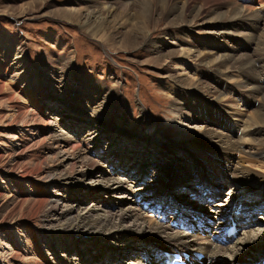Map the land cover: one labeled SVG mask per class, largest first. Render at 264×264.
Segmentation results:
<instances>
[{
  "label": "rangeland",
  "instance_id": "rangeland-1",
  "mask_svg": "<svg viewBox=\"0 0 264 264\" xmlns=\"http://www.w3.org/2000/svg\"><path fill=\"white\" fill-rule=\"evenodd\" d=\"M95 1L100 3V0H0V67L9 70L6 77L0 70V79H4V81H0V154H3L0 161V264H46L45 260L54 264L59 261L63 264V260L73 257L74 253L85 254L87 251L86 239L82 235L75 234L74 236L71 235L72 237L65 236V238L58 236L57 229L63 226V222L55 219L49 221L47 218L48 203L45 201L49 198L67 197L73 193L69 188L60 187L62 183L60 178L49 177L54 163L52 161L53 157L50 156L52 152H50L49 145L52 134L45 131L48 128L42 129L43 126H48L58 132L62 130L75 131L78 127L77 124H80V121L75 119L82 118V114L69 110L68 107L71 104L80 106L85 95L93 93L98 98L97 103L100 104L91 105L92 111H98L101 105H106L107 110L117 114L114 118L116 125L111 126L113 131L110 134L112 136L105 137L103 140V150L107 147L111 148L109 144L118 141L117 139L120 138L118 133L124 135L122 137L124 138L122 140L124 144L134 145L135 142L128 140V138L135 137L132 135L135 134L138 128L141 114H146L155 123L156 129L160 128L161 136L165 141H171L178 139L182 126L185 128H203L204 121H207L208 117L203 111L197 110L195 104H193L195 99L201 98L211 107L216 105L200 92H189L188 97H192V99L188 100L187 105L182 101L184 111L187 113L192 110L198 111L201 117H199V120L195 118L193 121L180 123L175 120L176 112L173 110L176 97L170 94L169 89L173 88L174 91L179 92L182 83L187 86L194 85L179 81L177 75L182 73V70L177 67L175 58L179 55V49L183 47H191L196 51L205 52L209 49L208 42L213 39L217 40L215 36H217L219 29L217 28L218 22L215 20L222 9L219 10L216 6L212 9L210 7L206 14V9L200 10V4L198 6L191 5L190 9L187 8L186 10L188 15H192L186 17L185 23H181L182 12L185 9L183 5L186 0H175L173 2H169V0H129L127 4L118 9L116 8L113 16L105 24L104 28L111 34V38L104 43L98 37L91 35V31L99 25V22L93 21V24L89 25L84 23L87 10L92 11L99 8L95 6ZM179 1L182 3H179ZM87 6L89 7L87 8ZM156 9L158 11H155ZM224 10L229 15H231V12L233 14L232 9H229V7H225ZM63 13H66V15ZM197 13L199 17L194 21L193 17ZM249 17L252 16L246 18L247 22H249ZM243 21L241 23L238 21V24L231 27L232 30L229 28V31L234 34L243 31L241 26L248 25L247 22L243 23ZM145 23L150 26L152 34L147 35L142 40V30L138 33L134 31L128 37L130 43L125 44L123 42L124 32L129 29L133 31L132 28L144 27ZM259 31L262 32L263 29L261 28ZM150 39L154 40V44L164 46L165 49H162L164 55L172 51L174 57L168 59L156 56L154 51L147 50L146 43ZM128 40L126 41L128 42ZM189 40L194 41L195 44ZM233 40L227 41L226 45L228 47L234 45ZM164 42L168 45L163 44ZM235 42L239 44L238 48L241 52L248 50L245 48L247 42L244 40L236 39ZM171 43L175 44L171 45ZM249 50H251V47ZM240 53L237 56L242 54ZM218 56L216 55L214 58L216 59ZM189 67L190 76L194 74L196 76L216 75V73L210 72L211 70L206 64L200 66L199 64H190ZM12 74L20 77L19 88L27 81L40 89L44 86L43 90H46L45 95H43L44 98H41L39 94L37 95L38 106H34L27 95L21 94L18 87L17 89L12 83H8L9 76ZM216 85H219L222 91H225L223 83H216ZM206 87H208L206 84L200 87L205 95L208 93ZM12 97L14 99H11ZM252 103L254 102L252 101ZM19 105L22 107V112L18 111L17 108H12ZM40 107H43L44 110L41 111ZM257 107L256 104L255 108L252 109ZM19 116L22 118L20 119ZM210 118L208 120L212 121ZM119 126H124L122 128L125 129L121 130ZM132 126H135L134 130L130 129ZM100 134L97 128L94 129V135L99 136ZM136 138L140 141L139 147L142 154L151 152L152 155L154 154V157H150L153 161L155 157H159L164 163L171 166L172 163H175L173 165H181L192 162L193 165H198L196 167L202 168V171L210 172L211 169L216 171L214 168L221 169V163L224 160L215 152L211 154V151L205 148L198 151L191 149L185 154H183L184 151L181 153L179 150H174V154L170 153L169 157H162L163 154L152 146L154 144L151 142L148 129L141 137ZM38 140L44 143H40L42 144L39 145L40 147L38 146ZM187 142V140H184L183 143ZM185 147V145H182V149H185ZM122 149L126 153H130L132 150L131 148ZM160 149L165 152L164 147ZM117 151H119V146ZM165 153L168 154L169 152ZM100 155L99 157H101ZM262 161L264 162V159ZM254 167L263 169L262 166ZM77 169L80 168L76 167ZM92 171L94 169L91 168L85 172L87 174L82 178L84 186L76 192L88 194L94 192L93 188H98L99 185L106 187L96 177L98 173L93 174ZM116 176L122 179L126 178L131 184H134L136 180L130 177L131 173L122 172L121 170H117ZM225 177L226 181L222 180L223 183L215 190L217 194H206L204 201L201 204L199 203L200 205H208L210 208L212 205L217 204L224 206V204L226 205V199L229 200L232 193L240 194L245 198L251 195H248L239 184V186L236 185L239 187L238 190L231 189L232 186L228 184L231 181L229 182L228 177ZM261 177L263 178L264 175L257 178ZM245 178L249 184L255 185L256 188L259 186L254 181L256 178ZM148 180L151 182L150 179ZM214 181L218 183L220 180L216 179ZM189 185L191 187V184ZM192 186H194L193 183ZM101 190L99 189V191ZM178 192L185 194V192H189V188L183 187ZM206 192L208 193V190ZM255 193L264 195V187H261V191ZM180 194H177L176 198L184 205L193 207L197 203L195 199L190 198V195L183 198L184 195L180 196ZM143 195L147 199L149 198L147 193L144 192ZM253 197L256 196L253 195ZM209 198L212 200H208ZM6 199L7 201H5ZM95 199L94 196L86 201L85 197L79 196L74 214L83 212L84 207L90 206L92 203L96 204L98 200ZM183 204L180 205L181 208ZM250 204L256 205L254 200ZM211 209L208 208V210ZM245 211H248V209ZM143 212L148 216L153 215L152 211L147 208ZM252 212V214L247 215L242 213L243 218L250 216V220L253 221L251 229L263 230L264 207ZM218 215L224 217L225 213L220 209ZM167 216H171V213H168ZM240 217L241 214L238 212L236 218L238 224L241 220ZM252 217L254 218L252 219ZM244 219L248 220L247 218ZM194 223H196L195 220ZM125 226L129 225L126 224ZM238 229L239 234L236 235L234 240L237 239L235 241L237 242L239 239V243L244 241L245 237L241 234L240 226H238ZM256 235H259L258 232H256ZM57 237H60L59 240ZM109 237L107 236V238ZM261 240H263L262 237L258 241ZM119 241L110 238L109 240L96 241V243L104 247L108 245L114 247V244L116 246L121 244ZM258 241L256 245H258ZM89 242L95 243V240ZM39 249L42 256L37 253ZM125 249L122 250L123 255H118L113 250V257L110 255L107 259L95 263H91V260L97 259V253L87 258L84 256L86 261L78 260L76 264H87V262H90L88 264H131L132 259L135 260L138 254H141L139 249V251H133V248L129 249L128 247ZM122 256L123 261L121 262L120 258ZM231 257L232 254H229L220 258L231 264ZM216 260L214 264L220 261L219 259Z\"/></svg>",
  "mask_w": 264,
  "mask_h": 264
},
{
  "label": "bare ground",
  "instance_id": "bare-ground-1",
  "mask_svg": "<svg viewBox=\"0 0 264 264\" xmlns=\"http://www.w3.org/2000/svg\"><path fill=\"white\" fill-rule=\"evenodd\" d=\"M173 1L175 0H169V2ZM255 1L186 0L185 6L183 5L185 9L182 12L181 23H185L186 17L192 15H188L186 10L187 8L190 9L191 5L198 6L200 4V10L206 9V14L210 7L212 9V7L216 6L219 10L222 9L215 20L218 22L217 28L219 29L215 38L219 42L215 39L208 42L209 49L206 52L196 51L191 47H183L179 51L177 50L179 55L176 54L178 56H176L175 62L177 67L182 70V73L177 75L178 79H180V82H189L194 85L187 86L182 83L179 92L174 91L173 88L169 89L170 94L176 97V103L173 106V110L176 112L175 120L180 123L193 121L195 118L199 120L201 116L198 111H203L208 118L211 116L210 119H212V121H209L207 118V121H204V129L185 128L182 126L178 139L165 141L161 136L160 128L156 129L155 123L146 114H141L135 134L131 132L134 134L132 136L135 137L128 138V140L135 142L134 145L124 144L122 142L124 135L118 133L120 137L117 139L118 141L109 144L111 148L107 147L103 150V140L105 137L112 136L110 134L113 131L111 126L116 125L114 118H116L117 114L107 110L108 107L106 105H101L98 111H92L91 105L100 104L97 103L98 101L96 100L98 98L93 93H87L82 99L80 106L71 104L68 107L69 110L82 114V118L75 119L80 121L75 131L62 130L58 132L52 127L43 126L42 129L48 128L45 131L52 134L49 145L51 148L50 152H52L50 156L53 157L52 161L54 163L50 162L53 169L50 171L49 177L60 178L62 181L60 187L69 188L70 191H73L67 197L45 200L48 203L47 218L49 221L55 219L63 222V226L57 229L58 236L65 238V236L72 237L75 234H79L86 239L85 243L87 244L85 254L74 253L73 257L63 260V264H76L78 260L85 262L84 256L87 258L96 253L97 259H92L91 263L103 261L110 255L113 257V250L118 255H123L122 250H126L125 248L127 247L129 249L133 248V251L139 249L141 252L135 260L132 259L131 264H214L217 261L216 259L220 260V257L229 254H232L231 264H264V228L263 230L251 229L253 221L250 220V216L244 217L248 220H245L242 216V213H246L244 215L252 214V211L264 207V195L255 193L261 191V187H264V177L257 178L264 175V162L262 161L264 159V0H257L254 4ZM128 2L129 0H100V3L95 1V6L99 8L92 11L87 10L84 21L87 25L93 21L99 22V25L91 31V35L106 43L111 38V34L104 28L105 24L113 16L116 8L118 9ZM179 3L182 2L179 1ZM225 7L232 9L233 14L231 12V15H229L224 10ZM155 11L158 10L156 9ZM248 16H252L251 18L249 17V22L246 21ZM198 17L197 13L194 15L193 20L196 21ZM238 21L239 23L242 21L243 23L247 22L248 25L241 26L243 31L234 34L229 31V28L236 26ZM261 28L263 29L262 32L259 31ZM132 29L133 31L129 29L124 32L123 36L125 38L123 42L125 44L130 43L128 37L134 31L138 33L142 30V40L147 35L152 34V30L147 23H145L144 27ZM236 39H242L247 42L245 48L248 50L241 52L238 48L239 44L235 42ZM232 40L234 45L228 47L226 45L227 41L230 42ZM189 41L194 43L192 40ZM163 44L168 45L166 42ZM174 44L171 43V45ZM250 47L251 50H249ZM163 48L162 44L159 46L154 44L153 39L146 43V49L154 51L156 56L168 59L174 57L172 51L164 55L162 53ZM239 53L241 55L237 56ZM216 55L219 56L215 59L214 56ZM190 64H199V66L206 64L210 68V72L216 73V75L196 76L194 74L190 76L191 72L188 69ZM0 70L6 77L9 70L1 67ZM19 78L12 74L9 76L8 83H12L17 88L20 86L21 80ZM0 81H4V79H0ZM216 83H223L225 91H222V88ZM205 84L208 85L206 87L208 88L207 95L200 90V87ZM43 87L40 89L27 81L18 88L21 90V94L27 95L32 100L31 103L34 106H38L37 95L39 94L41 98H44L43 95L46 93ZM194 91L200 92L213 103H216V105L211 107L201 98H193L195 99L193 104H195L198 111L192 110L187 113L184 111L182 101L187 105L188 100L192 99V97H188V94ZM13 97L16 96L14 95ZM13 97L11 99H14ZM255 103L258 107L252 109L255 108ZM12 108H17L18 111L22 112L20 105ZM40 110L42 111L44 108L40 107ZM27 111L29 112L30 110ZM22 117L19 116L20 119ZM122 127L119 126L121 130L125 129ZM96 128L101 133L99 136L94 135V129ZM134 128L135 126H132L130 129L134 130ZM147 129L150 131L151 142L154 144L152 146L163 154L162 157H169L170 153L174 154V150H179L181 153L184 151L183 154H185L191 149L198 151L205 148L211 151V154L215 152L222 160L224 159L223 163H221V169L214 168L216 171L211 169L210 172H204L202 168L196 167L198 165H193L192 162H186L181 165H173L175 163H172L171 166L168 163H164L159 157H155L153 161L151 158L152 156L154 157V154L152 155L151 152L142 154L140 152V141L136 138L141 137ZM184 140L188 142L183 143ZM43 141L39 142L38 146L44 144L42 143ZM47 141L49 142V140ZM159 145L160 148L164 147L165 152L168 151L169 153L162 152ZM182 145L186 146L185 149H182ZM118 146L119 151H117ZM122 148H131L132 150L130 153H126ZM2 156L3 154H0V161ZM216 157L218 156L216 155ZM254 166H262L263 169ZM76 167L80 169L76 170ZM91 168L94 169L92 171L93 174L98 173L96 177L106 187L99 185L98 188H93L94 192L88 194L76 192L83 188L82 178L87 174L85 172ZM117 170L131 173L130 177L136 179L134 181L135 185L129 183L126 178L122 179L116 176ZM134 174L137 175L135 176ZM225 176L228 177L229 182L231 181L228 183L232 186L231 189L235 188L238 190L239 187L236 185L239 184L248 195H251L245 198L240 194L232 193L231 198L229 200L226 199V205H212L211 208L214 207L213 209L208 205H200L204 201L206 194L216 193L215 190L223 183L222 180L226 181ZM245 177L256 178L254 181L259 186L256 188L255 185L249 184ZM216 179L220 181L216 183L214 181ZM192 183L194 186H192ZM189 184H191V187ZM183 187L189 188V192L180 194L178 190ZM99 189L102 190L99 191ZM207 190L208 193L206 192ZM144 192L147 193L148 199L143 195ZM177 194H180V196L184 195L183 198L190 195V198L195 199L197 203L193 207L186 206L177 200ZM253 195L256 197H253ZM79 196L85 197L86 201L95 196L98 201L96 204L92 203L90 206L84 207L83 212L74 214ZM208 200L212 199L209 198ZM253 200L256 203L255 206L250 204ZM182 204L183 207L181 208L180 205ZM145 208L151 210L153 215H146L143 212ZM208 208L211 210H208ZM220 209L224 211V217L218 215ZM247 209L248 211H245ZM238 212L241 214L239 224L235 219V216H238ZM168 213H171V216H167ZM188 220L192 221L191 224ZM194 220L196 223H194ZM262 223L264 224V219ZM126 224L129 226H125ZM229 226L238 230L237 235L239 234L238 226H240L241 234L245 237L244 241L238 243V239L235 242L237 240H234L236 236L227 234L229 233ZM256 232L259 235H256ZM107 236L110 237L107 238ZM60 237H57L58 240ZM261 237L263 240L258 241ZM110 238H115L118 241L122 239L119 241L121 244L117 246L114 244V248L110 245L104 247L96 243V241L109 240ZM91 240H95V243L89 242ZM257 241L258 245H256ZM37 253L42 256L40 249ZM197 254H201L204 258L199 260L196 256ZM122 259L123 256L120 258L121 262L123 261ZM45 261L46 264H54L48 260ZM55 264L62 263L58 261ZM217 264L228 263L221 259Z\"/></svg>",
  "mask_w": 264,
  "mask_h": 264
}]
</instances>
